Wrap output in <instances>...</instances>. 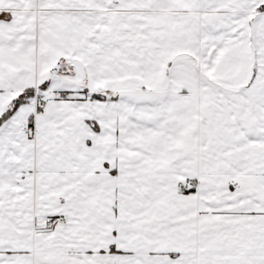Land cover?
Wrapping results in <instances>:
<instances>
[{"label": "snow or ice", "instance_id": "6c2138e0", "mask_svg": "<svg viewBox=\"0 0 264 264\" xmlns=\"http://www.w3.org/2000/svg\"><path fill=\"white\" fill-rule=\"evenodd\" d=\"M0 264H264V0H0Z\"/></svg>", "mask_w": 264, "mask_h": 264}]
</instances>
